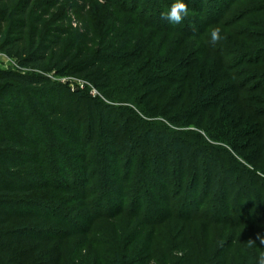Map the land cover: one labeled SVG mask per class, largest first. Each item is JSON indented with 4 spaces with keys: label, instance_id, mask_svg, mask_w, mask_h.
Wrapping results in <instances>:
<instances>
[{
    "label": "trees",
    "instance_id": "1",
    "mask_svg": "<svg viewBox=\"0 0 264 264\" xmlns=\"http://www.w3.org/2000/svg\"><path fill=\"white\" fill-rule=\"evenodd\" d=\"M105 1L127 18L112 55L90 56L65 48L59 29L38 40L32 0H0V52L16 61L0 70V264H59L72 237L87 235H126L92 237L110 264H257L264 245L248 240L264 235V0H184L180 24L161 18L174 0ZM216 26L223 39L213 45ZM53 73L108 102L86 98V129L54 108L66 93ZM94 103L107 131H94ZM19 118L33 146L5 132ZM132 138L153 154L128 153ZM117 220L119 232L108 227ZM171 221L204 224L207 235L182 237L175 225L167 256L141 247L132 261L134 235Z\"/></svg>",
    "mask_w": 264,
    "mask_h": 264
},
{
    "label": "rangeland",
    "instance_id": "2",
    "mask_svg": "<svg viewBox=\"0 0 264 264\" xmlns=\"http://www.w3.org/2000/svg\"><path fill=\"white\" fill-rule=\"evenodd\" d=\"M118 3L121 4V1L119 0ZM27 18L29 20L30 27L33 26V21H39L41 33L38 36V40H41L45 34L55 31V29H59L64 32L65 35V48H70L74 45L75 53L83 50L85 52H89L90 56H92L98 51H100L98 55H112L116 48L112 52L108 51L107 48L113 45L114 37L122 32L123 26L121 21L127 17L123 14H116V11L110 8L109 3L105 0H32ZM116 18H120L121 20L119 26L114 30L113 27L116 25ZM111 30H114L113 35L107 39L106 45L99 50V45L106 40V36ZM15 65L16 61L14 59L0 52V70H11L16 67ZM51 77L54 81H56V83L64 87L62 88V91H65L66 93L63 105L59 107L60 101L59 98H56L54 108L67 117L75 116L77 119L81 118L82 121L85 122V129L87 126H89V124L87 125V123H89V115L86 98L89 97L99 103L108 104L104 96L98 93L97 90H95L89 83L79 81L74 77L64 74L57 76L55 73H53L51 74ZM78 91L84 93L83 98H77L73 95ZM22 100L28 103L30 98L26 95H23ZM47 104L50 105L49 103ZM96 104L94 103L95 106L93 108L92 116H94L96 120L94 131L95 133H98L102 130H106V126L102 123L103 121L101 119V112L98 108V105L96 106ZM77 106L79 110L76 109ZM0 113H2V111H0ZM7 116V114H4L3 118L7 120ZM21 119L22 118H19V120L16 122H8V128L5 132L10 138L17 140L21 144L33 146L35 142L32 138L28 139V137L24 135L23 130L19 125ZM32 123L33 121L30 120L28 125H31ZM130 129L131 128H129V130ZM37 130L38 127H35L34 131ZM45 134H47L46 131L40 132V136L42 137H44ZM192 141H195V139L193 138ZM58 143L60 145H64L60 140H58ZM131 144L132 146L131 149L128 150V153H135L137 157H141L145 150L148 155L153 154L150 149L151 145L147 144L143 140L132 138ZM175 225H179L178 230L180 227L185 229L181 235L182 237L185 235L186 237H190V235H196L201 238L203 235H207V233L201 229L202 226H205L204 224H200L198 222L181 224L171 221L162 226L145 228L143 235H134L133 243L131 246H129L132 249V255L136 249L141 247H144L145 249V247H147L149 250H151L149 254L155 260L167 256L175 243V241L172 239L173 235L169 233V231L174 229ZM125 226L126 222L121 223L119 220H117V225L116 223H113L109 224L108 227L112 230H115L116 232H119L122 231L120 228L123 229ZM131 226L133 225L130 224L129 229ZM212 228L215 229L214 227H210V232L211 230L214 232ZM139 232L140 230L137 231L136 234ZM125 236L126 235H87L85 237L74 236L72 237V241L69 243L68 247L61 254L59 264H107L109 261H111V257L106 251L107 246H100L97 243H92V245H90V241L93 239L92 237H103L108 239L116 238V240H121V242H123L122 238H125ZM96 240L97 239L93 241ZM186 245L189 244L187 243ZM90 250L93 251L91 256L88 254ZM95 250L98 252L97 257H100L101 259L99 261H97V257H95ZM128 255H130V257L132 256L130 253ZM137 259L140 260V257H136L135 255L131 257L132 261ZM46 261L47 264H57L53 258H46ZM142 261L143 260H140V262L137 264H142ZM150 263L154 262L148 261L146 264Z\"/></svg>",
    "mask_w": 264,
    "mask_h": 264
},
{
    "label": "clouds",
    "instance_id": "3",
    "mask_svg": "<svg viewBox=\"0 0 264 264\" xmlns=\"http://www.w3.org/2000/svg\"><path fill=\"white\" fill-rule=\"evenodd\" d=\"M189 10L187 3L184 0H174V3L170 6L167 12L161 14L162 19L168 20L172 24H180L188 16ZM221 28L219 26L213 27L210 32V42L213 45L221 42L223 37L221 36ZM259 241L260 245H264V235L256 234L255 238L248 240L249 247L255 245ZM257 264H264V252H260L257 260Z\"/></svg>",
    "mask_w": 264,
    "mask_h": 264
}]
</instances>
